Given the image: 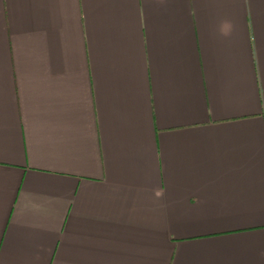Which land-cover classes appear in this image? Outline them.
I'll return each mask as SVG.
<instances>
[{
    "label": "crops",
    "instance_id": "crops-1",
    "mask_svg": "<svg viewBox=\"0 0 264 264\" xmlns=\"http://www.w3.org/2000/svg\"><path fill=\"white\" fill-rule=\"evenodd\" d=\"M0 264H264V0H0Z\"/></svg>",
    "mask_w": 264,
    "mask_h": 264
}]
</instances>
